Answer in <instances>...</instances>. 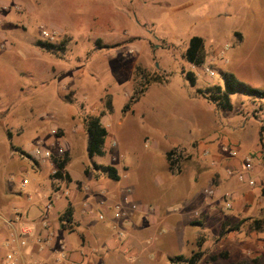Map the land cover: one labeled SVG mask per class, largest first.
I'll use <instances>...</instances> for the list:
<instances>
[{"label":"rangeland","instance_id":"1","mask_svg":"<svg viewBox=\"0 0 264 264\" xmlns=\"http://www.w3.org/2000/svg\"><path fill=\"white\" fill-rule=\"evenodd\" d=\"M43 30L54 37H44ZM194 36L204 41V65L212 75L183 58ZM38 42L54 48H41ZM189 70L196 75L194 86L184 78ZM223 72L264 90V0H0V161H12L11 146L30 156L35 147L56 152L63 137L69 148L61 159H72L75 177H80L78 168L92 170V162L112 165L120 175L113 181L101 174L108 187L122 192H116L109 206L105 203L107 211L99 210L104 219L98 218L99 212L95 215L90 238L102 235L117 251L118 242L131 238L135 249L138 232L132 226L159 205L165 215L162 221L160 212L162 223L155 220L149 229L151 248L158 241L157 228L166 231L170 223L194 239L200 227L188 224L193 208H181L180 203L221 199L212 175L222 159L212 165L209 153L223 158L222 136H237L240 164L253 155L252 170L243 173L259 183L264 180V151L258 149L264 99L238 92L231 97L233 109L222 111L195 94L196 89L223 84ZM150 76L161 81L147 84ZM141 86L146 91L124 112L130 95ZM96 115L108 135L104 155L91 159L84 121ZM169 150H176L171 154L176 161L166 159ZM38 160L47 173L51 159ZM12 167L17 178L8 179L10 185L18 190L20 180L27 179L29 190L32 176L18 162ZM196 169L209 176L192 200L189 177L198 175ZM248 188H261L251 201L264 200V186ZM46 193L48 184L43 182L34 201L44 200ZM168 210L176 211V217L168 218ZM114 212L121 216L114 219ZM170 244L175 242L160 243L164 258L153 264H166L170 253L188 252L179 240ZM216 244L213 239L202 246L199 264H231L228 250ZM104 260L119 264L110 256Z\"/></svg>","mask_w":264,"mask_h":264},{"label":"crops","instance_id":"2","mask_svg":"<svg viewBox=\"0 0 264 264\" xmlns=\"http://www.w3.org/2000/svg\"><path fill=\"white\" fill-rule=\"evenodd\" d=\"M77 131L79 133V130ZM7 134L10 135V131ZM59 139L63 142L59 148L68 149L69 144L64 141L65 138L59 137ZM85 140L87 141V137ZM239 144L240 141L236 135L234 138L222 136L220 147L223 151V158L209 153L212 165L220 163L218 162L219 158L222 159L221 166L214 167V171L217 169L218 172L212 175L213 182L219 184L218 191H222L221 199L180 203L181 208H193L195 215L191 221H188V224L200 227V231L194 239H188L181 235L177 225L174 226L170 223L166 231L157 228L158 241L153 245L154 248H151L152 239L149 229L153 227L155 220L160 225L165 215L164 208L154 205L147 214L142 213V216L132 226L138 232L135 249L131 247V244L134 245L132 239L128 238L121 243L118 242V251L107 245V238L104 236L99 235L98 242H96V239L90 238L89 232L94 230L92 228L96 222L95 215L98 212L101 213L99 210L107 211L110 205L108 202L113 199L112 197H116V192L120 194L121 189L108 187L105 180L102 179V175L93 169L85 172L78 168L80 177H75L73 171H70L72 159H68V157L62 159L65 160L63 172L68 174L69 179H54L51 170L58 150L52 153L49 171L42 173L43 160L35 159V164H32L31 158L33 157L21 149L11 146L10 150L17 153V158L13 157L15 155L13 152H9L8 155L12 161H0V264L4 262L7 252L14 254L16 264H35L37 262H41V264H106L104 259L109 256L113 258L114 263L119 264H153L159 261V257L164 258V248L160 246V243L164 245L175 242L176 245L178 240L188 247L189 254L200 249L202 259L204 256L202 246L203 248L207 247V242L213 239L217 243V248L225 247L228 250L231 264H237L240 260H249L250 264H264V229L256 230L252 227L253 219L264 218V200L251 201L250 199L257 196L261 188L258 191L248 188V186L258 184L263 187L264 180L259 183V179L250 176L249 173L247 176L254 180V185H249L247 181L239 179V174L243 172L238 154ZM258 145V149L263 152L264 146L260 144L259 140ZM226 148L228 150L234 148L236 155L231 157ZM17 162L24 169V174L32 176V186L29 190H26L29 183L27 179L24 186L21 184L22 180L19 182V179H16L21 186L18 190L10 185L8 179L17 178L11 175V168H14L12 165ZM196 172L198 175L194 174L189 177V196L192 200L209 176L197 169ZM43 182L48 184V193L44 200L34 201V196L38 193ZM230 187L232 190L229 191ZM226 192L232 195V200L223 197ZM241 196L244 197L243 201L239 198ZM222 201L225 202L224 207L221 204ZM228 202L231 203L230 207L227 206ZM68 206L71 208L72 218L69 223L63 224L59 217ZM149 211L151 212L149 213ZM160 212H162L161 222L158 216ZM167 217H176V211L168 210ZM113 218L118 219L114 215ZM239 222L238 228L230 229ZM127 225L130 226L129 223ZM224 226H226L225 230ZM23 231L28 233L26 246H21L18 242V235ZM118 235L122 236L123 233L119 232ZM37 237L41 238L40 244L35 242ZM199 237L200 246L197 243ZM110 245H112L111 242ZM170 245L175 246L174 244ZM129 247L131 248L129 249ZM187 253L168 254L166 264H171L169 258L180 254L187 256ZM211 256L215 257V255L208 256L210 260H214L215 258L211 259Z\"/></svg>","mask_w":264,"mask_h":264},{"label":"trees","instance_id":"3","mask_svg":"<svg viewBox=\"0 0 264 264\" xmlns=\"http://www.w3.org/2000/svg\"><path fill=\"white\" fill-rule=\"evenodd\" d=\"M38 45L41 48H45L47 50L53 49L54 45L49 42H38ZM183 58L185 61L194 66H200L205 62V53H204V41L199 36H194L191 38L188 48L183 54ZM223 84H213L209 87L204 89H196L195 94L209 103H211L215 109L222 110V111H231L233 109V104L231 101V97L233 94L238 92L244 94H250L258 99H264V90L250 87L249 85L245 84L244 82H240L233 74L229 72H223ZM146 77V83L149 84L150 82H160V78L156 76ZM184 78L186 81L189 82L191 86L195 85L196 75L191 70L186 71L184 73ZM147 86H141L137 88L129 97L128 102L124 105L123 111L129 110V107L132 103H135L139 100V98L144 94L146 91ZM84 130L87 137V154L92 159L94 156H103L105 153V141L108 135L106 127L101 122V116H89L84 121ZM264 132V125L260 126V137L259 141L262 145V139ZM176 150L167 151L166 159L169 162H174L176 159H172L173 153ZM171 158V159H170ZM58 170L57 172L52 175L54 179L58 180H65L69 179L67 173L63 172L65 166V160L59 159L56 161ZM92 168L99 174H103L109 179L113 181H118L120 176L117 172V169L112 165H102V164H95L92 162ZM72 211L70 206L66 208L64 213L59 217V220L64 223H69L71 221ZM240 225V222L234 224L230 229H236ZM252 227L256 230L264 229V218L253 219L252 220ZM198 246H200V237L198 238ZM202 257V251L197 249L193 251L189 256L185 255H175L169 258L171 264H199ZM214 259V256L210 257ZM237 264H250L249 260H240Z\"/></svg>","mask_w":264,"mask_h":264},{"label":"built area","instance_id":"4","mask_svg":"<svg viewBox=\"0 0 264 264\" xmlns=\"http://www.w3.org/2000/svg\"><path fill=\"white\" fill-rule=\"evenodd\" d=\"M42 35L44 37H49L50 39H52L54 37L53 33L50 34L49 32H47L46 30H43L42 31ZM1 46H3V44L1 43ZM194 66V65H193ZM201 68L204 70L205 73L209 74V75H212V70L207 67L206 65L202 64L200 65ZM195 67V66H194ZM54 134L56 133V129L53 128V131H52ZM228 147V146H227ZM226 150H228L226 148ZM64 149L63 148H59L58 149V152L56 154V158L55 160L58 161L59 159H61V157L64 155ZM229 154L231 157H234L236 155V151L234 148H229L228 150ZM208 152H204V155H207ZM31 157H33L34 159H38V158H50L52 159V152H50L49 150L47 149H43V148H40V147H35L34 150L31 152ZM252 158L253 156L252 155H249L248 157L245 158L244 160V164H243V172L244 171H251L252 170ZM58 170V167H57V164L56 162H53V168L51 170V174L54 175ZM241 172L239 174V179L240 180H243V181H247V183L249 185H254V180L249 178L247 176V173H243ZM26 179L22 180L21 184L22 186H24L26 184ZM205 192L208 194V195H211V194H214V190L212 189H206ZM223 197L227 200H232V195L228 192L224 193ZM126 202H128L127 198L125 199ZM227 206L230 207L231 206V203L228 202L227 203ZM114 216L116 218L120 217L121 214L119 212H114ZM98 218L99 219H103L104 216L102 214H99L98 215ZM18 242L21 246H26L28 244V233L27 231H23L21 232L19 235H18ZM35 242L37 244H40L41 243V238L40 237H37L35 239ZM2 264H16L15 263V258H14V254L12 252H7L5 254V257H4V262ZM35 264H41V262H37Z\"/></svg>","mask_w":264,"mask_h":264}]
</instances>
